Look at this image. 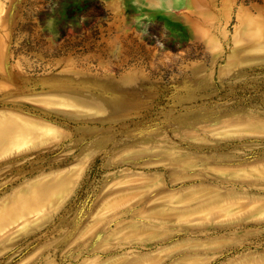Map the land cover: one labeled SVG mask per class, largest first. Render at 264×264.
<instances>
[{
    "label": "rangeland",
    "instance_id": "obj_1",
    "mask_svg": "<svg viewBox=\"0 0 264 264\" xmlns=\"http://www.w3.org/2000/svg\"><path fill=\"white\" fill-rule=\"evenodd\" d=\"M3 70L0 264H264V0H0Z\"/></svg>",
    "mask_w": 264,
    "mask_h": 264
},
{
    "label": "crops",
    "instance_id": "obj_2",
    "mask_svg": "<svg viewBox=\"0 0 264 264\" xmlns=\"http://www.w3.org/2000/svg\"><path fill=\"white\" fill-rule=\"evenodd\" d=\"M8 78H7V73L1 71L0 73V87L2 88H6L9 91V84L7 82ZM9 96V95H6ZM3 99V98H1ZM9 99V97L7 98V100ZM12 113L11 117L9 115V113ZM17 115L15 116V121H14V108L12 107L11 110L9 108L1 109L0 110V135H1V143H3V137H4V133L6 130V134L7 137L6 138H14V133L16 134V131L14 132V129L17 128ZM11 118V120H10ZM9 143V141H7ZM13 142V140H12Z\"/></svg>",
    "mask_w": 264,
    "mask_h": 264
}]
</instances>
